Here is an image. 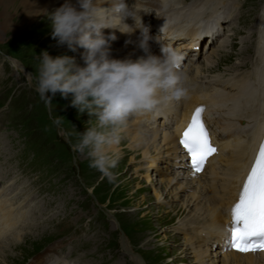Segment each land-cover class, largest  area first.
Wrapping results in <instances>:
<instances>
[{"label": "rangeland", "instance_id": "obj_1", "mask_svg": "<svg viewBox=\"0 0 264 264\" xmlns=\"http://www.w3.org/2000/svg\"><path fill=\"white\" fill-rule=\"evenodd\" d=\"M237 1L243 6L238 7L242 18L239 24L237 16L229 20L231 34L221 26V40L230 36L224 51H218L213 59V70L220 74L243 58L245 69L250 67L255 43L254 38L248 40V30L264 11V0ZM150 15L152 11L148 10L144 16ZM45 20V28L36 23H27L19 31L0 27V186L10 189V197L6 191L0 192L11 204L23 202L24 208L36 211L32 223L43 227L33 237L35 227L27 226L28 232L24 230L19 238L21 242L15 246L14 242L5 244L0 251L2 262L15 257L17 261L9 260L10 264H29L46 248L53 247L54 258L65 259L67 264H136L130 255L140 259L137 264H192L183 258L181 236L179 239L175 235L174 226L184 215L177 214L173 205L167 208L172 204L168 198H164L166 206L154 204L153 188L163 187L156 183L152 187L144 178H137L146 175L144 168L149 163L142 156L130 163L123 134H119L123 157L118 158L109 180L89 167L86 152L74 150L80 134L89 127L91 118L87 113L80 114L70 106L71 94L63 99L57 93L50 106L36 91L40 54L46 51L53 58L68 55L60 53L66 45L56 48L50 22ZM243 51L247 54H241ZM222 53L227 58L221 60L218 56ZM204 59L197 62L200 68ZM79 66L83 67V62ZM168 164H161L164 170ZM135 169H139L137 174ZM152 172L150 169L148 175ZM136 185L140 189L134 194ZM123 238L128 252L122 249Z\"/></svg>", "mask_w": 264, "mask_h": 264}, {"label": "bare ground", "instance_id": "obj_2", "mask_svg": "<svg viewBox=\"0 0 264 264\" xmlns=\"http://www.w3.org/2000/svg\"><path fill=\"white\" fill-rule=\"evenodd\" d=\"M64 2L65 0H0V27L19 31L27 23H36L37 26L45 28L47 25L45 16L54 12ZM70 2L75 4V0ZM237 2V0L192 2L191 0H126L138 15L143 16L148 10L152 11V15L145 16L143 21L145 26L146 23L149 26L148 29L152 24H160V28L163 26V29L168 27L175 32L172 39L175 41L173 47L185 51L192 50L185 68L181 70L187 76L185 81L188 90L187 99L177 102L167 99L166 94L161 93L160 102L153 110L131 116L119 133L123 134V140L127 142L126 148L131 155L130 163H136V158L139 156H142L144 162L149 163L144 168L146 175H136L137 178H144L152 187L154 183L163 187V189L153 188L156 202L154 204L164 206L166 204L164 198H168L172 204H167V208H172L173 205L177 214L184 215L174 226L177 233L175 235L179 239V235L181 236L179 248L184 254L183 258L186 260L188 258L192 264H264V253L254 255L229 252L225 236L227 210L237 199L245 169L250 165L264 132V11L258 16V21L255 20L257 23L254 24L253 29L248 30V40L254 38L255 43L253 58L249 59L250 67L245 69L246 64L243 62L245 58H243L237 66L227 70L228 73L220 74L219 71L213 70L215 62L213 59L219 52L224 51L230 36L221 40V26L226 29L225 33L231 34L233 26L229 27V20L237 16L239 24L242 18L240 8L238 9L241 5ZM108 6L107 3L102 5V7ZM186 30H190L191 33L189 38L183 39L180 33ZM103 31L108 35L111 30ZM199 31L203 36H198ZM115 34L118 39L111 45L112 58L135 60L144 55L138 47V34L128 36L118 31ZM149 34L153 37L155 31ZM126 41L130 43L126 44ZM149 44L150 49H153L155 45L161 46L163 42L150 39ZM196 46L200 48L194 50ZM56 48L60 49V46ZM202 49L206 51L203 52ZM80 50L82 49L72 52L66 48L60 53L74 57L79 65L83 62ZM244 53L246 52H241ZM202 57L205 58V64L200 68L197 62ZM218 57L223 60L227 58V54L222 53ZM217 62L220 64L219 59ZM16 63H13L14 66H17ZM18 66L17 69L24 70ZM24 74L29 75L26 71ZM198 104L207 106L206 114L211 116L216 128L222 125L228 131V136L223 141L224 153L218 163L219 166L217 168L213 166L201 176L190 172L173 134L178 124L180 122L183 124L184 117L186 118ZM122 144L119 142L112 146L110 153L117 158L123 157V153H120L124 148ZM162 163H169V167L165 166L164 170ZM150 169L153 172L148 175ZM135 170L137 174L139 169ZM1 174L2 171L0 177ZM139 189L140 186L136 185L134 194H137ZM9 190L4 185L0 186V191H6L7 197H10ZM8 201L9 199L3 198L0 192V251L1 248H6L5 244L8 242H14L13 246L21 242L19 238L28 228L27 226L30 229L35 227L33 237L43 229L40 224L32 223L36 211L33 213L28 208H24L23 202L15 205ZM177 202H180V205ZM121 243L124 251L128 252L124 238ZM44 251L37 259H30L29 264L68 263L64 261L65 259L54 258L53 247ZM1 256L0 253V264H8L9 260H13L12 263L17 261L15 257L10 259L7 257V260L2 262ZM130 257L136 264L140 260L132 255Z\"/></svg>", "mask_w": 264, "mask_h": 264}, {"label": "clouds", "instance_id": "obj_3", "mask_svg": "<svg viewBox=\"0 0 264 264\" xmlns=\"http://www.w3.org/2000/svg\"><path fill=\"white\" fill-rule=\"evenodd\" d=\"M105 3L109 6L102 7ZM46 18L58 46L66 45L72 52L83 49L80 55L84 66L77 65L74 57L53 58L42 52L36 91L50 106L57 93L63 99L71 94L70 106L91 118L74 150L86 152L89 167L111 180L118 158L109 150L119 143V133L128 119L153 110L161 93L177 102L187 99L182 57L170 48H161L160 55L152 54L149 29L126 0H75V4L65 0ZM129 18L132 25L125 22ZM105 29L111 30L108 35ZM117 31L128 36L139 31L138 47L144 55L135 60L112 58L111 45L118 39Z\"/></svg>", "mask_w": 264, "mask_h": 264}, {"label": "snow or ice", "instance_id": "obj_4", "mask_svg": "<svg viewBox=\"0 0 264 264\" xmlns=\"http://www.w3.org/2000/svg\"><path fill=\"white\" fill-rule=\"evenodd\" d=\"M204 108L197 107L183 131L179 144L190 157L193 173L203 170L216 152L203 122ZM229 250L239 253L264 252V143L260 145L238 200L230 209V225L225 230Z\"/></svg>", "mask_w": 264, "mask_h": 264}]
</instances>
